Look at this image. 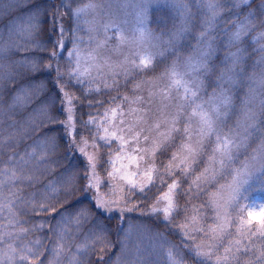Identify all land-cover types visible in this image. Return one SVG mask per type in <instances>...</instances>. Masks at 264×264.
Wrapping results in <instances>:
<instances>
[{"label": "rangeland", "instance_id": "374dc122", "mask_svg": "<svg viewBox=\"0 0 264 264\" xmlns=\"http://www.w3.org/2000/svg\"><path fill=\"white\" fill-rule=\"evenodd\" d=\"M30 4L0 0V264H82L101 232L81 213L37 219L75 180L52 179L57 148L37 141L49 108L31 110L42 88L25 78L54 52ZM61 14L71 90L112 96L79 104V153L108 208L130 192L151 221L127 226L112 264H264V0H63Z\"/></svg>", "mask_w": 264, "mask_h": 264}, {"label": "trees", "instance_id": "16d2710c", "mask_svg": "<svg viewBox=\"0 0 264 264\" xmlns=\"http://www.w3.org/2000/svg\"><path fill=\"white\" fill-rule=\"evenodd\" d=\"M62 1L32 0V4L26 9L27 12L34 11L35 14H38L40 20L42 19V31L44 34L49 35L47 42H45L44 37H42V42L46 45V48L54 52L53 57L45 54L41 55V66L37 67L39 68L37 73L31 72L25 78L26 82L34 83L42 88L41 96L32 103L31 110H37L44 106L49 108L48 119L38 125L40 129L35 132L38 137L37 141H42V139L51 140L57 148V153L53 154L50 161L53 168H55L52 179L55 182H58L60 177H70L72 181L75 180L69 193L55 198L51 212L38 215L37 219L48 220L51 222L49 226L53 227L61 216H72L81 213L84 232L88 234L96 230L101 232L102 235L100 245L86 251L82 264H112L121 253V242L124 241L126 236L127 226L134 223L145 224V222H148V218L141 216L140 207L136 204L137 198L130 192L125 193L124 202L117 203L113 208H108V201L101 198V195L104 194L103 186L106 181L98 163L95 162L93 165L95 166L93 169L94 175H91L90 170H88L90 167L89 162L79 153L87 139V134L82 129L83 126L78 118L81 108L79 104L83 101L68 85L65 70L64 68L62 70L59 66L60 62H57L58 47L56 48L53 42L55 38L59 39L62 36V34H59V28L64 31L69 24L68 18L64 17L63 14L60 15ZM42 36L44 35L42 34ZM51 44H54L52 48H50ZM43 59L47 62L45 66H43ZM111 98L112 96L109 97L107 94H97L92 95L91 98L89 97L86 103H92L90 107H96L100 103L111 102ZM71 99L75 100L76 114L75 129L73 131L70 129L69 110L67 109L69 104L67 102ZM86 103L83 102V104ZM100 154L101 152L98 151L99 157ZM170 154L171 150L169 149L162 151L157 156V162L160 164L161 169L166 170L168 168L166 158ZM176 176L171 174L170 178L176 179ZM252 190H256L252 191L253 193L260 192V189ZM99 203L105 206L104 212L98 207ZM122 204H125L128 208L126 210L122 209L120 206ZM157 224L155 222L151 223L155 227Z\"/></svg>", "mask_w": 264, "mask_h": 264}]
</instances>
